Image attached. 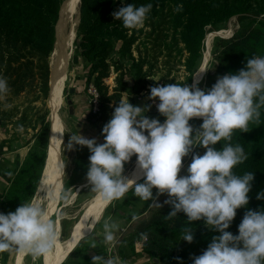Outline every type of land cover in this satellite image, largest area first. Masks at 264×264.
I'll return each mask as SVG.
<instances>
[{"label":"trees","instance_id":"obj_1","mask_svg":"<svg viewBox=\"0 0 264 264\" xmlns=\"http://www.w3.org/2000/svg\"><path fill=\"white\" fill-rule=\"evenodd\" d=\"M131 4H152L143 28L126 29L122 21L114 18V12ZM61 7L62 0H0V76L7 79L11 89L0 99V126L12 124L16 130L39 128L44 146L43 170L34 192L41 183L48 155L50 59L56 50ZM79 11L75 49L89 65L86 84L93 86L98 96V111L91 110L88 115L95 124L105 125L122 98L135 106V98L147 92L150 79L159 74L160 57L167 68L161 75L162 85L193 86L209 31L221 30L234 17L241 19L239 29L230 38L217 37L213 44L217 71L222 75L238 74L246 70L248 59L264 57V0H80ZM180 70H184L183 81L173 77ZM113 77L111 87L107 81ZM165 119L161 116L159 121L163 123ZM220 143L214 146L217 150L225 142ZM236 143L244 147L248 159L234 171L239 175L252 172L255 180L249 205L237 210L227 230L233 235H239L246 211L264 210V199H257L264 193V108L259 123H251L248 133L234 132L232 144ZM1 176L8 184L14 182L11 170L2 171ZM21 191L23 181L18 190L0 195L2 213L13 211ZM171 211L170 205L162 206L138 222L130 243L132 254L145 253L162 264H194L192 257L201 255L213 237L220 235L203 221L190 224L183 213L167 219ZM189 227L194 231L191 244L182 238L183 230ZM141 234H146L147 239ZM81 247L80 243L76 250ZM98 249L97 245L84 247L85 252L97 253ZM2 254L8 256V252Z\"/></svg>","mask_w":264,"mask_h":264},{"label":"clouds","instance_id":"obj_2","mask_svg":"<svg viewBox=\"0 0 264 264\" xmlns=\"http://www.w3.org/2000/svg\"><path fill=\"white\" fill-rule=\"evenodd\" d=\"M152 7L131 4L121 7L113 16L126 29L136 30L144 27ZM200 75L193 78L197 84ZM10 92L7 79L0 76V99ZM150 93V99L160 101L157 109L166 117L163 123L147 117L150 107L142 109L122 98L103 127V144L79 133L71 135L68 150L79 145L91 152L87 180L92 192L110 204L134 186L137 197L158 208L163 206L158 197L167 194L169 199L164 203L172 208L167 219L183 213L190 224L203 221L209 229L220 233L201 255L192 257L194 264H264V210L246 211L239 235L227 231L237 210L249 205L255 180L252 172L239 175L234 171L248 156L241 144H232V139L236 130L248 133L249 125L260 121L264 108V57L253 56L247 60L246 70L218 77L207 92L197 85L170 83L152 87ZM194 118H202L199 128L190 124ZM221 141L225 142L223 148L217 150L214 146ZM198 147L206 149L203 155H193ZM190 155L187 175L181 176L183 160ZM133 156L137 157L140 175L129 179L124 175L125 164ZM141 176L144 182L138 183ZM153 189L158 190L156 196ZM45 198L68 205L74 196L72 188L51 187ZM257 199H264V193L258 194ZM56 224L48 208L36 199L22 203L15 212L0 213V253L15 251L47 260L59 243ZM103 228L105 241L112 243L118 225L106 220ZM141 235L147 239L146 234ZM182 238L193 243L194 231L185 228ZM93 264L119 261L96 255Z\"/></svg>","mask_w":264,"mask_h":264},{"label":"rangeland","instance_id":"obj_3","mask_svg":"<svg viewBox=\"0 0 264 264\" xmlns=\"http://www.w3.org/2000/svg\"><path fill=\"white\" fill-rule=\"evenodd\" d=\"M69 1L70 0H62L61 16L63 15L62 13ZM79 7L78 13L75 17L73 15L70 16L69 13V15L66 14L61 17V19L63 20L62 25H60L61 19H59L56 28V50L52 54L51 59L60 45L58 40L59 34L61 42V35L67 36L69 32H71L70 29L73 22L75 23L76 21L77 36V26L80 14ZM240 25L241 19L239 17H234L221 30L209 31L204 42V55L201 64L194 76L196 77L201 73L200 77L197 78L199 81L197 86L205 92L212 88V86L216 83L218 77L223 76L217 71V64L212 57L213 44L216 38L232 37L234 33L239 29ZM59 26H61V28ZM76 38L73 42L74 47H71V57L74 56L73 51L76 48ZM158 65L160 66V68L158 69L159 74L150 79V87L148 88V91L141 96L136 97L135 99L138 103L141 102V99H145L146 97H148L145 102L146 106L150 107V111L146 112L147 117L149 119L160 120V117L162 115L158 112L157 109V105L160 103V101L158 98L155 101L150 99V89L152 87L162 86L161 75H163L164 73L166 74L167 70V68L164 66V59L162 57H160ZM88 67L89 65L87 61L82 57H80V62L78 65H74L73 62L70 61L71 76L66 83L64 104L60 112L65 129V139L61 150L63 169H65L64 177L62 176V181L64 180V186L62 190L72 188L74 199L68 205H65L60 200L57 209L52 213V217L54 216L53 220H55L56 222L58 221L59 217L61 218L59 238L61 241L66 243L74 240L81 221L87 215V204L90 203L92 199H95L97 197V194L92 192V186L87 180V171L90 166V154L83 151L88 150L85 147H81L79 145H75L72 150H68L67 147L72 134L79 133L84 137L88 135V133L86 134V132L84 131L88 127L89 122L87 121V118L90 111L94 107V102L96 99L94 92H91V90L93 91V89L86 84ZM183 71L184 70H180L179 73H174L173 77H179L178 81H183L185 77ZM114 80V77L112 78V80H108V85L113 87ZM195 82H197V80H195ZM72 90L74 91L73 93H71ZM58 102L59 104L61 103V98ZM196 123H198V126L195 125ZM202 123L203 121L199 120L190 121V124L193 125V127H200ZM15 127L16 126H13L12 124L7 127L0 126V162L2 163L0 167H3L4 170H11L14 173V182L8 184L3 193H6L11 189L18 190L19 183L23 181V191H21L20 193V200L16 206L13 205L12 212H15V210L19 206H21L22 203L30 202L33 199L38 200L39 198L43 200V194L39 193V189L37 190V192H34V189L37 188L40 182L39 180L41 179L43 170L42 153L44 151V146L39 128H23L20 130H16ZM61 129L63 130L62 123ZM145 134L147 135V133ZM194 134L195 133H193V135ZM59 139L60 140L58 142V147L62 136ZM1 145L3 146L1 147ZM205 151L206 149H204L203 147H198L193 150V155L197 153L203 155ZM135 159L136 156H133L131 161L125 164L124 175L126 177H128L130 171L132 170ZM191 159V155L184 158V168L180 173L181 176L187 175V166L191 163ZM59 168L60 171H62L60 155ZM141 179L143 180L144 178L142 177ZM143 182L144 181L140 183ZM157 193L158 190L153 189V195L156 196ZM137 199L139 201H135ZM167 199H169L167 194L161 195L158 197V202L163 206H167L168 204L164 203V201ZM137 202L139 203L137 204ZM106 207L107 208H105L103 211H97V214H100V216H98L96 222L94 221V218L97 217V214L95 215V217L94 215H90L83 228L85 230L86 227L91 228L92 225L94 227L96 224L94 230L92 228L89 231V234L80 241V243L82 244L81 249L76 250L75 248L70 256L64 261V264H93V257L96 255H101L105 258H114L113 255L118 252L117 248L115 249V252H109L107 246L105 245L113 243H116V245H120L122 243V240H124L126 237H129V235H133L138 222L148 218L152 214V212L156 208H158L153 206L151 201H144L137 197L134 194V187H132L123 198L111 202ZM138 216L141 217L133 222L132 220ZM106 220L118 225V229L115 231V240L112 243H107L105 241L103 224ZM118 236L119 238H117ZM90 245H97L99 248L98 252H85L84 247ZM15 259V251L8 252V256L6 257L3 256L2 253H0V264H15ZM23 264H46V260L43 257L33 259L31 255L26 254L23 260Z\"/></svg>","mask_w":264,"mask_h":264},{"label":"bare ground","instance_id":"obj_4","mask_svg":"<svg viewBox=\"0 0 264 264\" xmlns=\"http://www.w3.org/2000/svg\"><path fill=\"white\" fill-rule=\"evenodd\" d=\"M79 6H80V0H70L67 3L65 10L62 13L63 15L61 17H63L66 14L67 15L70 14V16L73 15L75 17L78 13ZM62 21L63 20L61 19L60 25L63 24ZM76 22L75 23L73 22L71 29H70L71 32H69L67 36L61 35V42H60V37H59L60 34H59L58 40H59L60 45L56 53L53 55L51 59V67L53 68V70H55L56 67L58 68V71L63 70L64 77L59 87L56 83H54V87L52 91L51 106L53 109V114H52V120H51V128H52L51 149H50L49 159L47 160L45 174L41 180L40 187L38 188L39 193L43 194V196L41 195L43 197V200L39 198L40 200L38 199L37 201H39L41 204L43 203V206L48 208L50 217H52V213L57 209L60 200H56L55 202H52L50 199L45 198L46 190L51 187H57L59 190H62L63 188V181H62L63 175H62V171H60V168H59V155L60 154L58 151V142L60 140L59 138L62 136V129H61V120L59 116H57L58 114L56 110L58 109L57 105L60 99L59 93H61L62 91L61 89H63L62 82L63 80H65V77H66L65 72H67V69L65 70V68L68 65L67 61L70 59L68 57L70 56L69 52L71 50V47H74L73 42L75 38L77 37L76 36ZM59 27L61 28V26ZM65 46L69 47L68 50L66 51V55L65 53H63L64 52L63 48ZM194 119L202 120V118H194ZM138 175H140V173H139V170L136 164L135 171L133 172L132 175H130L129 179H136ZM141 178L142 176L140 177L139 180H137V182H140ZM107 205L109 204H105L102 199H99L97 197L95 199H92V201L88 203L86 206L87 215L81 221V224L78 228L77 235L74 238V240L66 243V242L61 241L59 238V243L57 244L55 251L51 255L48 256L46 260V264H62L65 261V258L71 253L75 245L78 242H80L83 238H85L89 234V231L93 228V225L92 227L90 226L91 228L86 227L88 229L85 228V230L83 228V226L85 225V222L89 219L90 215H94L95 217V215L97 214V211L98 210L103 211ZM96 216L97 217L94 218L95 222L98 219V216H100V214H97ZM56 227H57L58 233L60 234V231H59V229L61 228V218L60 217L57 221ZM25 256L26 254L20 255L15 252V258H16L15 264H23V260Z\"/></svg>","mask_w":264,"mask_h":264},{"label":"crops","instance_id":"obj_5","mask_svg":"<svg viewBox=\"0 0 264 264\" xmlns=\"http://www.w3.org/2000/svg\"><path fill=\"white\" fill-rule=\"evenodd\" d=\"M110 80H112V78ZM193 82H194V80H193ZM147 98L148 97H146L145 99H141V102H138V103H137V100L135 99V106H139L141 108H145L146 107V103L145 102H146ZM193 120H195V119H193ZM87 121L89 122L88 123V127L86 128V130L84 132H86V134L88 133V135L85 136V138L96 139L98 144H103L105 142L104 136L102 134V132H103L102 130H103L104 124L103 123L95 124V123L89 121L88 118H87ZM199 121H203V120H199ZM195 125L198 126V123H196ZM194 128H199V127H194ZM85 148L88 150L87 147H85ZM83 152H86V153L91 155L90 150L83 151ZM136 159H137V157H136ZM136 159L134 161V164L136 162ZM1 164L2 163L0 162V166H1ZM0 168H1L0 172L2 173V171L4 169H3V167H0ZM132 170H133V168H132ZM131 171H130V173H131ZM1 173H0V195L3 194V191L8 186V183H6L4 181V179L2 178ZM130 173L128 175V178L130 176ZM142 181H144V179L143 180L141 179L140 182H142ZM140 182H138V183H140ZM135 201H139V200L137 199ZM138 203L139 202H137V204ZM2 206H3V201L0 200V213H2ZM140 217L141 216H138L135 219H133L132 221L134 222L136 219H139ZM130 236L131 235H129V237H126L124 240H122V243L120 245H116V243L115 244L113 243V244L105 245V246H107L109 252H115L116 251L115 249L117 248L118 252L115 255H113V256H115L118 259L119 264H162L158 260L150 258L145 253L132 254L131 249H130V243H131V241L133 239V235L131 236V238H130ZM117 238H119V236Z\"/></svg>","mask_w":264,"mask_h":264},{"label":"water","instance_id":"obj_6","mask_svg":"<svg viewBox=\"0 0 264 264\" xmlns=\"http://www.w3.org/2000/svg\"><path fill=\"white\" fill-rule=\"evenodd\" d=\"M79 10H80V7H79ZM60 19H61V12H60ZM79 19H80V14H79ZM78 23H79V20H78ZM68 48L69 47H67V46H65L64 48H63V50H64V52L63 53H65V55H66V51L68 50ZM71 52H72V50H70V56H68L70 59L67 61V63H68V65L66 66V68H65V70L67 69V72H65V75H66V77H65V80L63 81V89H62V91H61V94H60V98L62 97V99H61V103L59 104V102H58V104H59V107H58V105H57V114H58V116H59V118H60V120H61V123H62V127H63V130H62V139H61V141H60V143H59V147H58V150H59V154H60V157H61V166H63V162H62V145H63V143H64V139H65V129H64V124H63V121H62V118H61V114H60V112H61V109H62V107H63V104H64V95H65V88H66V83H67V81L70 79V71H71V69H70V61H72L73 62V64L74 65H78L79 64V62H80V57H79V53H80V51H79V49H75L73 52H74V56L73 57H71ZM64 75V72H63V70H61V71H58V68L56 67L55 68V70H53V68L51 67V77H50V94H49V99H48V105H49V108H50V116H49V120H50V132H49V143H48V155H47V160L49 159V154H50V149H51V134H52V128H51V120H52V114H53V109H52V106H51V98H52V91H53V87H54V83H56L57 85H58V87L60 86V83H61V81H62V79H63V76ZM197 83L195 82V80H194V82H193V85H196ZM74 91L72 90L71 91V93H73ZM136 161H137V159H136ZM136 162H135V164H134V167H133V170L131 171V173H130V175H132L133 174V172L135 171V168H136ZM46 165H47V161H46ZM45 170H46V166H45V169H44V172H43V176H44V174H45ZM62 175H63V177H64V169H63V167H62ZM130 177V176H129ZM63 182H64V180H63ZM64 186V185H63ZM106 208V207H105ZM95 226H96V224H95ZM95 226L93 227V230H94V228H95ZM92 230V231H93ZM79 243L80 242H78L76 245H75V247L73 248V250L71 251V253L75 250V248L79 245ZM70 253V254H71ZM70 254L65 258V260L70 256ZM64 263V262H63ZM62 263V264H63Z\"/></svg>","mask_w":264,"mask_h":264},{"label":"built area","instance_id":"obj_7","mask_svg":"<svg viewBox=\"0 0 264 264\" xmlns=\"http://www.w3.org/2000/svg\"><path fill=\"white\" fill-rule=\"evenodd\" d=\"M91 88L93 89V91L91 90V92H94V95H95V102H94V107H93V112L96 113L98 111V103H97V99H98V96H97V93L96 91L94 90L93 86H91ZM114 259H117L115 256H113ZM118 260V259H117Z\"/></svg>","mask_w":264,"mask_h":264}]
</instances>
